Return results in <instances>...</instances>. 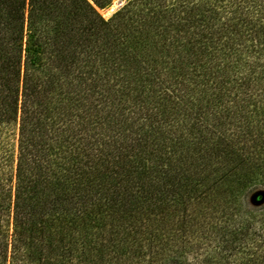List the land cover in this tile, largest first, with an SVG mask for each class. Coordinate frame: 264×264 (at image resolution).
Wrapping results in <instances>:
<instances>
[{"label":"trees","instance_id":"trees-1","mask_svg":"<svg viewBox=\"0 0 264 264\" xmlns=\"http://www.w3.org/2000/svg\"><path fill=\"white\" fill-rule=\"evenodd\" d=\"M0 0V264H264V0Z\"/></svg>","mask_w":264,"mask_h":264},{"label":"rangeland","instance_id":"rangeland-1","mask_svg":"<svg viewBox=\"0 0 264 264\" xmlns=\"http://www.w3.org/2000/svg\"><path fill=\"white\" fill-rule=\"evenodd\" d=\"M128 0H112V2L104 7L98 8L99 12L105 18H110L114 12H116L120 7H122ZM113 7V8H112ZM115 7V8H114ZM264 98V95L261 97ZM252 202L256 205H263L264 204V186H261L252 195Z\"/></svg>","mask_w":264,"mask_h":264},{"label":"bare ground","instance_id":"bare-ground-1","mask_svg":"<svg viewBox=\"0 0 264 264\" xmlns=\"http://www.w3.org/2000/svg\"><path fill=\"white\" fill-rule=\"evenodd\" d=\"M113 8V7H112ZM115 8V7H114Z\"/></svg>","mask_w":264,"mask_h":264}]
</instances>
